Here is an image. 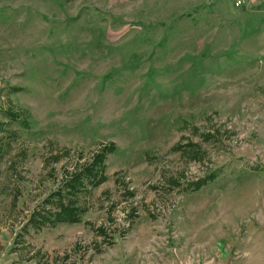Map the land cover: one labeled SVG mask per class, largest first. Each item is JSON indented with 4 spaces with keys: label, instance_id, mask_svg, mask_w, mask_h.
<instances>
[{
    "label": "rangeland",
    "instance_id": "rangeland-1",
    "mask_svg": "<svg viewBox=\"0 0 264 264\" xmlns=\"http://www.w3.org/2000/svg\"><path fill=\"white\" fill-rule=\"evenodd\" d=\"M0 244L6 264L264 258V0H0Z\"/></svg>",
    "mask_w": 264,
    "mask_h": 264
},
{
    "label": "trees",
    "instance_id": "trees-1",
    "mask_svg": "<svg viewBox=\"0 0 264 264\" xmlns=\"http://www.w3.org/2000/svg\"><path fill=\"white\" fill-rule=\"evenodd\" d=\"M105 159V152L104 153H98V155L95 158V163L94 166L93 164L91 166H86L83 168V170H80L78 173H76V175L74 177H71L70 179L66 180L64 183L66 184V188L71 189V191L69 193H71L73 190L78 189V187L83 190L87 185H89V180L91 181V183L93 182L95 185H97L99 183V181H96V179H99V177H104V163L103 160ZM100 167V169L98 170V167ZM93 167V168H92ZM94 167H97V170H94ZM68 206V205H67ZM62 210L66 213H68L69 218L73 219L76 218V220L78 221L79 218H77L76 216V212H70V208L62 207ZM70 221H75V220H70ZM40 224H42L41 222H39Z\"/></svg>",
    "mask_w": 264,
    "mask_h": 264
},
{
    "label": "crops",
    "instance_id": "crops-1",
    "mask_svg": "<svg viewBox=\"0 0 264 264\" xmlns=\"http://www.w3.org/2000/svg\"><path fill=\"white\" fill-rule=\"evenodd\" d=\"M4 249H6V248H4V245L0 244V264H6V260L3 258V256H4L3 250ZM255 261H256V264H264V258L258 257V258H256ZM154 264H160V263L157 262ZM169 264H189V262L178 261V262L169 263ZM193 264H250V261L245 259V260H242V262H240V260L238 261L237 259H236V261H232V260L226 258L224 261H201V260H197V261L193 262Z\"/></svg>",
    "mask_w": 264,
    "mask_h": 264
}]
</instances>
